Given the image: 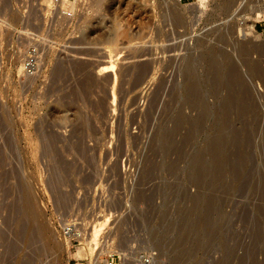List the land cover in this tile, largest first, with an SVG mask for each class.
<instances>
[{"label":"rangeland","instance_id":"rangeland-1","mask_svg":"<svg viewBox=\"0 0 264 264\" xmlns=\"http://www.w3.org/2000/svg\"><path fill=\"white\" fill-rule=\"evenodd\" d=\"M141 250L264 264V0H0V264Z\"/></svg>","mask_w":264,"mask_h":264},{"label":"bare ground","instance_id":"bare-ground-1","mask_svg":"<svg viewBox=\"0 0 264 264\" xmlns=\"http://www.w3.org/2000/svg\"><path fill=\"white\" fill-rule=\"evenodd\" d=\"M46 3H51V1L52 2H54V0H44ZM177 1H179V0H177ZM76 3H77V0L76 1H74L73 3L71 2V0H60L59 2H57V4H60V5H62V7H63V9H73V8H75V5H76ZM251 28V27H250ZM252 29V28H251ZM87 35V34H86ZM88 36V35H87ZM84 38V37H83ZM117 51V50H116ZM118 56L117 58H119V56L121 55L120 54V52L119 51H117V53L114 55V56ZM105 60V59H104ZM104 62H106V63H102L101 65H99V67H98V72H108V71H112V70H114V68H115V66H116V64H117V61H115V59L114 58H112V59H109V61L107 60V61H104ZM100 64V63H99ZM115 96V95H114ZM201 187H202V185H201ZM201 187L199 188V189H201ZM108 221H109V218H106V219H104V220H102V221H99V222H97L96 224H95V226H94V228H93V230H92V232H91V235H92V241H90L91 243H92V246H93V244H97L98 243V240H97V238H98V236L100 235V232H102V229H104L103 227L108 223ZM90 243V244H91ZM92 248V247H91ZM93 248H94V246H93ZM96 248V247H95ZM94 248V249H95ZM94 249H92V250H94ZM68 252V251H67ZM104 263V262H103ZM94 264H101V262H99V261H95L94 262Z\"/></svg>","mask_w":264,"mask_h":264},{"label":"built area","instance_id":"built-area-1","mask_svg":"<svg viewBox=\"0 0 264 264\" xmlns=\"http://www.w3.org/2000/svg\"><path fill=\"white\" fill-rule=\"evenodd\" d=\"M60 0H54V2H59ZM71 226L73 224H67L65 226V233H67L68 230H72ZM156 252L153 251H139L137 252V259L135 260L136 262L133 264H153ZM103 264H130L129 259L127 257V254L125 253H120L117 251H114L112 254L108 256L107 259L104 260Z\"/></svg>","mask_w":264,"mask_h":264}]
</instances>
